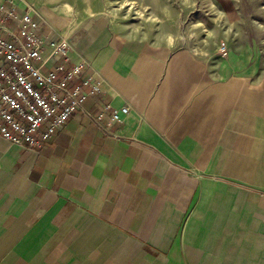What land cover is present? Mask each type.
I'll return each instance as SVG.
<instances>
[{
    "label": "crops",
    "instance_id": "obj_1",
    "mask_svg": "<svg viewBox=\"0 0 264 264\" xmlns=\"http://www.w3.org/2000/svg\"><path fill=\"white\" fill-rule=\"evenodd\" d=\"M37 16L102 81L87 109L129 113L107 132L76 112L38 149L0 135V264H264L255 51L204 54L168 31Z\"/></svg>",
    "mask_w": 264,
    "mask_h": 264
},
{
    "label": "built area",
    "instance_id": "obj_2",
    "mask_svg": "<svg viewBox=\"0 0 264 264\" xmlns=\"http://www.w3.org/2000/svg\"><path fill=\"white\" fill-rule=\"evenodd\" d=\"M40 28L30 7L20 12L12 2L0 3V135L38 149L79 111L107 132L122 122L128 107L106 103L99 115L87 109V100L102 93V81L86 75L85 63L72 62L68 39H49ZM219 51L228 56L225 43Z\"/></svg>",
    "mask_w": 264,
    "mask_h": 264
},
{
    "label": "rangeland",
    "instance_id": "obj_3",
    "mask_svg": "<svg viewBox=\"0 0 264 264\" xmlns=\"http://www.w3.org/2000/svg\"><path fill=\"white\" fill-rule=\"evenodd\" d=\"M55 24L57 17L71 26L98 16L154 32L175 33L180 42L197 52L255 51L264 63V0H19ZM23 6V7H24ZM148 28V29H147Z\"/></svg>",
    "mask_w": 264,
    "mask_h": 264
}]
</instances>
